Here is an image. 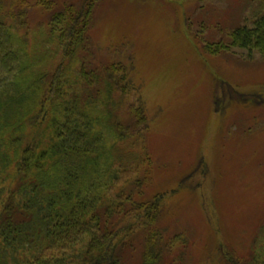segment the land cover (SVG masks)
<instances>
[{
  "label": "trees",
  "instance_id": "obj_1",
  "mask_svg": "<svg viewBox=\"0 0 264 264\" xmlns=\"http://www.w3.org/2000/svg\"><path fill=\"white\" fill-rule=\"evenodd\" d=\"M101 1L0 0V264H264V220L244 248L219 231L195 247L184 225L163 223L188 191L215 229L203 192L212 161L199 158L169 190L152 186L153 119L134 67L113 51L106 59L91 36ZM257 7L201 52L264 59V0ZM35 8L46 18L35 21ZM222 78L212 110L225 138L245 123L226 120L232 100L262 121L264 83L237 89Z\"/></svg>",
  "mask_w": 264,
  "mask_h": 264
},
{
  "label": "rangeland",
  "instance_id": "obj_2",
  "mask_svg": "<svg viewBox=\"0 0 264 264\" xmlns=\"http://www.w3.org/2000/svg\"><path fill=\"white\" fill-rule=\"evenodd\" d=\"M257 2L102 0L96 8L94 42L105 49V57L113 51L110 58L120 54L125 63H132L133 78L153 119L147 139L152 186L169 190L199 158L212 161L203 192L215 229L210 228L207 215L188 191L181 193L175 201L178 207L163 220L168 228L184 225L183 232L195 247L209 246L213 232L219 231L221 237L244 248L243 241L255 236L264 220V107L255 110L261 112L262 121H250L251 109L230 101L226 120L245 116V123L234 122L235 130L225 138L218 134L219 121L212 110L216 78H229L231 87L249 89L264 83V59L256 56L246 62L231 56L225 60L201 52L208 36H218L228 21L239 23L252 10L256 12ZM35 10V21L38 14L46 18L42 10ZM30 26L29 42L37 43V27ZM128 252V259L138 257L137 252Z\"/></svg>",
  "mask_w": 264,
  "mask_h": 264
}]
</instances>
